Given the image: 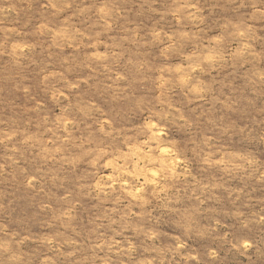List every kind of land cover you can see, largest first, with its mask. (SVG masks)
I'll return each instance as SVG.
<instances>
[{"label": "rangeland", "instance_id": "obj_1", "mask_svg": "<svg viewBox=\"0 0 264 264\" xmlns=\"http://www.w3.org/2000/svg\"><path fill=\"white\" fill-rule=\"evenodd\" d=\"M0 264H264V0H0Z\"/></svg>", "mask_w": 264, "mask_h": 264}]
</instances>
